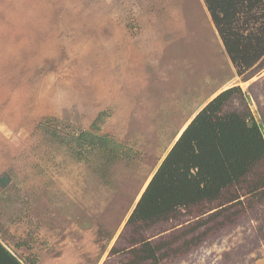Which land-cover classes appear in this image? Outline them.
Listing matches in <instances>:
<instances>
[{
    "label": "rangeland",
    "instance_id": "374dc122",
    "mask_svg": "<svg viewBox=\"0 0 264 264\" xmlns=\"http://www.w3.org/2000/svg\"><path fill=\"white\" fill-rule=\"evenodd\" d=\"M254 67L237 74L202 0H0V240L14 253L26 242L20 254L38 264H138L144 241L163 245L157 264H264V188L249 187L264 162L216 200L140 223L139 235L125 226L216 95L239 88L246 99L225 110L264 132ZM81 133L125 154L76 161L68 140Z\"/></svg>",
    "mask_w": 264,
    "mask_h": 264
},
{
    "label": "trees",
    "instance_id": "16d2710c",
    "mask_svg": "<svg viewBox=\"0 0 264 264\" xmlns=\"http://www.w3.org/2000/svg\"><path fill=\"white\" fill-rule=\"evenodd\" d=\"M202 1L223 51L242 80L255 65L263 67L264 0ZM234 98L242 101L246 96L239 88H230L196 112L156 169L126 227L136 229L139 235L138 224L167 220L182 208L216 200L224 190L239 184L260 168L264 162V132L249 112L225 110ZM68 142H71L67 147L69 156L76 161L87 155L113 161L125 154L121 144L91 133H81L77 139L71 138ZM257 185L249 186L252 193L264 188L263 180ZM202 224L198 222L189 232ZM190 242L195 243L193 239ZM24 244V241L8 244L15 248L17 253H14L0 240V264H38L36 254H20ZM162 247V244L148 247L144 241L138 264L149 260L157 264L155 254Z\"/></svg>",
    "mask_w": 264,
    "mask_h": 264
},
{
    "label": "clouds",
    "instance_id": "9594fccd",
    "mask_svg": "<svg viewBox=\"0 0 264 264\" xmlns=\"http://www.w3.org/2000/svg\"><path fill=\"white\" fill-rule=\"evenodd\" d=\"M179 137H180V136H179ZM179 137H178V138H179ZM178 138H177V139H178Z\"/></svg>",
    "mask_w": 264,
    "mask_h": 264
}]
</instances>
